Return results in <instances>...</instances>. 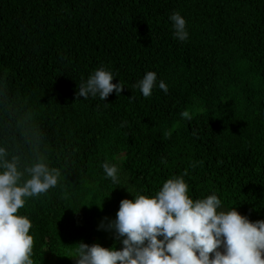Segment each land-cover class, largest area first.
<instances>
[{
	"label": "trees",
	"instance_id": "trees-1",
	"mask_svg": "<svg viewBox=\"0 0 264 264\" xmlns=\"http://www.w3.org/2000/svg\"><path fill=\"white\" fill-rule=\"evenodd\" d=\"M101 67L122 92L80 97ZM148 71L157 87L145 98ZM0 149L22 181L37 163L61 173L18 210L34 264H76L67 255L81 241L121 248L100 223L173 177L193 199L215 193L264 220V0H0Z\"/></svg>",
	"mask_w": 264,
	"mask_h": 264
},
{
	"label": "clouds",
	"instance_id": "clouds-1",
	"mask_svg": "<svg viewBox=\"0 0 264 264\" xmlns=\"http://www.w3.org/2000/svg\"><path fill=\"white\" fill-rule=\"evenodd\" d=\"M174 38L187 41V21L174 12L169 18ZM115 74L103 67L98 68L85 83L78 95H91L105 101L115 91L124 89L120 82L113 83ZM142 95L147 98L157 87V74L146 72L138 81ZM158 87L167 94L168 86L163 80ZM182 118L191 120L188 111ZM4 150L0 149V157ZM0 264H34L31 221L19 215L26 199L54 188L61 173L44 163H37L28 171V178L16 163L0 165ZM106 177L119 185V169L116 165H102ZM189 186L181 177L166 180L154 196L133 195L124 198L114 220L99 228L112 231L116 243L104 247L99 243H76L67 256L76 264H264V220H250L235 206L226 208L215 194L193 199Z\"/></svg>",
	"mask_w": 264,
	"mask_h": 264
}]
</instances>
